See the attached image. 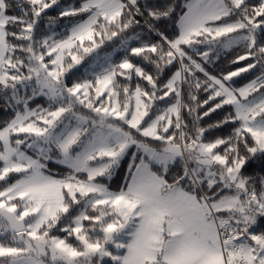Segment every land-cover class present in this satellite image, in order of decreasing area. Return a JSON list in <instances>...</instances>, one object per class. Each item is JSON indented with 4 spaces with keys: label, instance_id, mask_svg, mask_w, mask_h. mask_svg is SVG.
<instances>
[{
    "label": "snow or ice",
    "instance_id": "6c2138e0",
    "mask_svg": "<svg viewBox=\"0 0 264 264\" xmlns=\"http://www.w3.org/2000/svg\"><path fill=\"white\" fill-rule=\"evenodd\" d=\"M0 264H264V0H0Z\"/></svg>",
    "mask_w": 264,
    "mask_h": 264
},
{
    "label": "trees",
    "instance_id": "16d2710c",
    "mask_svg": "<svg viewBox=\"0 0 264 264\" xmlns=\"http://www.w3.org/2000/svg\"><path fill=\"white\" fill-rule=\"evenodd\" d=\"M0 116H2V113H0Z\"/></svg>",
    "mask_w": 264,
    "mask_h": 264
}]
</instances>
